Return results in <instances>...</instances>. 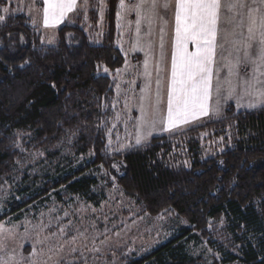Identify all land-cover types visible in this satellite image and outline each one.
<instances>
[{
	"label": "trees",
	"instance_id": "obj_1",
	"mask_svg": "<svg viewBox=\"0 0 264 264\" xmlns=\"http://www.w3.org/2000/svg\"><path fill=\"white\" fill-rule=\"evenodd\" d=\"M90 1L96 17L99 0ZM119 4L107 0L101 44L90 42L79 25L59 27L56 44L45 46L24 14L0 23V192L4 186L20 188L19 200L10 198L12 204L2 206L0 221L21 218L51 195L98 205L105 173L107 185L115 177L142 212H172L187 225L149 255L126 264H205L188 254L187 244L192 239L210 243L219 221L235 227L239 264H264V238H243L248 228L264 223V106L236 111L229 105L225 119L198 128L201 137L211 134L228 143L214 156L200 151L197 130L152 137L122 153L109 150L115 84L101 71L124 62L116 45ZM25 60L30 64L22 68ZM182 143L189 148L188 165L175 158L174 146ZM21 149L42 158L37 163ZM30 164L48 172L35 189Z\"/></svg>",
	"mask_w": 264,
	"mask_h": 264
},
{
	"label": "rangeland",
	"instance_id": "obj_2",
	"mask_svg": "<svg viewBox=\"0 0 264 264\" xmlns=\"http://www.w3.org/2000/svg\"><path fill=\"white\" fill-rule=\"evenodd\" d=\"M138 0H125V8L120 9L117 16L116 45L124 62L123 65L101 73L109 77L115 84V100L112 109L115 112L113 125L108 135V147L112 153H122L135 147L144 146L152 137H178L189 131L195 132L202 125L225 119V111L232 105L236 111H250L264 106L255 97L241 96L239 88L230 93L228 69L221 52L217 56L213 75L211 95L208 100V114L187 123H180L165 131L164 121L167 117L168 90L171 81V63L175 43V3L176 0H158L151 23L140 18L137 25V13L132 5ZM251 3V0H248ZM106 3L99 0L96 17L91 13L90 0H78L77 7L55 27H44L43 5L38 0H0V15L5 19L11 15L24 14L31 25L39 32L45 46L56 44V33L64 24L79 25L83 28L90 42L101 44L106 30ZM168 4L167 8L162 5ZM258 7L259 5H252ZM7 8V12L3 9ZM245 10L226 12L225 14L240 19L238 13ZM143 13V9L141 10ZM2 23V22H0ZM227 28L232 24L223 25ZM226 28V29H227ZM243 31L244 29H238ZM223 37V35H222ZM231 37L228 42L221 39L225 49H231ZM51 41V43H49ZM188 52H195V45H187ZM228 52L224 51L223 56ZM119 70V71H117ZM249 70L241 68L240 75L245 76ZM233 86L239 84L238 77H232ZM264 80V77H260ZM219 80L220 91L217 92ZM259 88V86H258ZM213 90V92H212ZM213 93H215L213 95ZM155 124H151L153 106L157 104ZM256 104L255 107H249ZM144 109L142 112L141 109ZM147 116L149 123L142 124ZM210 131V130H209ZM207 131V132H209ZM197 132H199L197 130ZM206 132V133H207ZM201 137V131L199 132ZM137 136L141 137L139 144ZM200 151L205 157L214 156L226 149L221 137L216 139L211 134H202ZM185 145V144H184ZM175 158L183 165H188V146H174ZM21 152L26 158L37 160L42 155H32L26 150ZM38 163V160H37ZM29 164V163H27ZM33 166L29 176H36L31 189L45 182L44 168ZM50 173H54L51 169ZM103 198L98 205L77 197L61 198L51 195L49 199L38 204L34 209L24 212L15 220L6 217L0 221V262L8 264H126L128 259H137L149 255L155 248L166 243L169 238L178 234V228L186 227V223L172 212L150 216L142 212L122 189L115 184V177L109 178L103 173ZM106 183V184H105ZM35 186V187H34ZM23 188V187H22ZM20 188L16 189L19 190ZM15 189L4 186L0 192V211L5 202L19 200ZM29 197V196H28ZM9 201V202H8ZM9 211L5 209L4 212ZM4 212L1 215L5 214ZM259 227H250L243 234L244 239L264 238V223ZM210 243L206 240L192 239L187 244L188 254L201 258L205 264H239V243L233 223L219 221L211 230ZM234 257L235 259H233Z\"/></svg>",
	"mask_w": 264,
	"mask_h": 264
},
{
	"label": "snow or ice",
	"instance_id": "obj_3",
	"mask_svg": "<svg viewBox=\"0 0 264 264\" xmlns=\"http://www.w3.org/2000/svg\"><path fill=\"white\" fill-rule=\"evenodd\" d=\"M252 5H259L253 7ZM158 0H138L132 5L139 19L144 18L151 23L155 15ZM168 7L167 3L162 5ZM77 7V0H43L44 27H55L64 20L69 12ZM120 9L125 8V0H120ZM143 9V13L141 10ZM240 11L239 20L228 17L226 12ZM8 9H3L7 12ZM119 18L120 13H117ZM5 20L0 15V22ZM232 24L231 32L221 28V24ZM238 29H246L247 35ZM223 33V40L228 42L231 37V49H225L219 42ZM195 45V52H188L187 45ZM51 43V41H49ZM221 48V56L225 61L224 67L228 69L230 93L235 90L232 77H238L244 95L255 97L264 103V0H176L175 3V43L171 63V81L168 90L167 117L164 121L165 131L176 127L180 123H187L202 115H207L208 100L211 95L213 75H219V70H214L217 48ZM227 51L228 55L223 56ZM30 64L25 60L21 65ZM252 66V72L245 76L240 75V70L245 71ZM108 71L107 68L104 69ZM119 71V70H117ZM259 86V88H258ZM52 87H56L53 83ZM217 92L220 91L219 80ZM157 104L153 106L151 124H155ZM250 104L249 107H255ZM143 112L144 109L142 108ZM142 124L149 123L147 116L141 120ZM141 137L137 136L139 144ZM0 264H8L7 261Z\"/></svg>",
	"mask_w": 264,
	"mask_h": 264
},
{
	"label": "crops",
	"instance_id": "obj_4",
	"mask_svg": "<svg viewBox=\"0 0 264 264\" xmlns=\"http://www.w3.org/2000/svg\"><path fill=\"white\" fill-rule=\"evenodd\" d=\"M38 1H41V2H42V5H43V0H38ZM77 1H78V0H77ZM69 13H70V12H69ZM69 13H68V14H69ZM68 14H67V16H68ZM67 16H66V17H67ZM66 17H65V18H66ZM228 17H230V16H228ZM65 18H64V19H65ZM174 20H175V19H174ZM235 20H236V19H235ZM224 24H225V23H222V24H221V28H225V29H226L227 26H226V27L223 26ZM225 25H227V24H225ZM229 25H231V24H229ZM230 29H231V27L227 28L228 32H230ZM244 30H245V33L247 34L246 29H244ZM222 35H223V33H221V37L218 38L220 43H221ZM244 35H245V34H244ZM245 36H246V35H245ZM173 49H174V48H173ZM219 50H221V48L218 47L217 50H216L217 55H216L215 61L217 60V56H218V54H219V53H218ZM220 54H221V53H220ZM215 63H217V61H216ZM215 63H214V65H215ZM214 65H213V66H214ZM247 70H249L248 73L250 74V73L252 72V66L249 65L248 68H247ZM234 87H235V88H239L240 92H238V93H239L241 96H246V95L243 94V90H242V88L240 87V83H239V84H236V86H234ZM212 92H213V90H212ZM214 94H215V93H213V95H214Z\"/></svg>",
	"mask_w": 264,
	"mask_h": 264
}]
</instances>
